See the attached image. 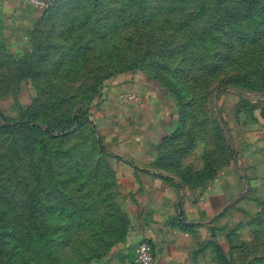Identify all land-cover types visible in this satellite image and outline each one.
Returning <instances> with one entry per match:
<instances>
[{
  "label": "rangeland",
  "instance_id": "1",
  "mask_svg": "<svg viewBox=\"0 0 264 264\" xmlns=\"http://www.w3.org/2000/svg\"><path fill=\"white\" fill-rule=\"evenodd\" d=\"M41 22L26 46L0 22V264H134L110 140L161 90L213 136V168L233 161L231 128L264 119V0H52ZM259 150L260 188L212 264H264Z\"/></svg>",
  "mask_w": 264,
  "mask_h": 264
},
{
  "label": "crops",
  "instance_id": "2",
  "mask_svg": "<svg viewBox=\"0 0 264 264\" xmlns=\"http://www.w3.org/2000/svg\"><path fill=\"white\" fill-rule=\"evenodd\" d=\"M45 16L46 10L24 1L0 0V22L15 46L29 44ZM144 100L130 132L110 140L118 176L130 195L131 239L152 243L155 264H212L208 252L229 250L228 228L240 223L247 191L260 188L262 110L255 107L248 122L231 128L236 157L231 161L229 154L220 153L221 164L214 167L218 174L212 180L206 170L218 157L213 136L197 139L179 165H170L174 157L169 140L179 131L180 109L161 90H145ZM180 140L187 142L188 136Z\"/></svg>",
  "mask_w": 264,
  "mask_h": 264
},
{
  "label": "trees",
  "instance_id": "3",
  "mask_svg": "<svg viewBox=\"0 0 264 264\" xmlns=\"http://www.w3.org/2000/svg\"><path fill=\"white\" fill-rule=\"evenodd\" d=\"M51 8V7H50ZM49 8V9H50ZM49 9H47L46 11H48ZM182 104V105H181ZM96 106L99 105V102H97L95 104ZM186 107V105H188L187 103H183L182 101L179 103L178 107L180 109V112H181V120H180V128H179V131L178 133H176L170 140V147H173L172 149V155L174 158H173V161L170 162V165L172 166H177L179 165V162H180V158H181V155L187 151H190L191 149H193V147L195 146V142L197 140V133H195V127L193 126V122L191 121L190 118H193L191 117V114H188L186 111H183V108L182 106ZM91 109V108H90ZM89 112V111H88ZM91 113V111H90ZM88 113V114H90ZM212 123V122H211ZM188 124H192L191 128L187 130V127H188ZM219 130H220V133H221V137H223V140H224V144L228 141L226 136H225V133L224 131L222 130V128L220 127L219 125ZM179 132H181L182 134H179ZM188 136V140L187 142L185 141H182L180 140V136L182 135H185V134ZM219 140V139H217ZM221 141H218V143H220ZM223 143H220V144H223ZM227 144V143H226ZM223 146V145H222ZM224 151V150H222ZM208 167L210 169L206 170V174H208V177H212V180L217 176L218 172H214V171H217L215 170V168H213V165L212 164H208ZM207 177V175H206Z\"/></svg>",
  "mask_w": 264,
  "mask_h": 264
},
{
  "label": "built area",
  "instance_id": "4",
  "mask_svg": "<svg viewBox=\"0 0 264 264\" xmlns=\"http://www.w3.org/2000/svg\"><path fill=\"white\" fill-rule=\"evenodd\" d=\"M29 5L47 10L52 6V0H21ZM134 264H155L154 247L148 240H143L138 245L135 252Z\"/></svg>",
  "mask_w": 264,
  "mask_h": 264
}]
</instances>
